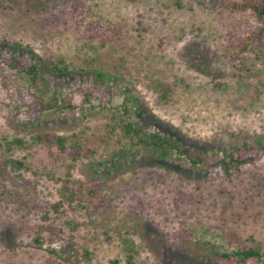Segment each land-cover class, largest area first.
<instances>
[{
	"label": "rangeland",
	"instance_id": "obj_1",
	"mask_svg": "<svg viewBox=\"0 0 264 264\" xmlns=\"http://www.w3.org/2000/svg\"><path fill=\"white\" fill-rule=\"evenodd\" d=\"M246 1L0 0V50L39 69L35 88L0 69V264H232L219 254L264 251V156L229 173L118 157L129 120L209 155L264 144V40L245 41L264 38V15ZM89 84L99 92L68 109V89ZM36 88L55 102L31 125L17 113ZM48 132L66 151L37 143Z\"/></svg>",
	"mask_w": 264,
	"mask_h": 264
},
{
	"label": "trees",
	"instance_id": "obj_2",
	"mask_svg": "<svg viewBox=\"0 0 264 264\" xmlns=\"http://www.w3.org/2000/svg\"><path fill=\"white\" fill-rule=\"evenodd\" d=\"M233 11H239V7L232 5ZM244 11L254 14L257 17L264 15V0L252 1L247 0L243 8ZM264 40L261 33H255L251 37H247L245 41L262 42ZM0 69L3 72H9L12 75L25 79L31 86H36L38 77V65L28 56L13 55L7 50H0ZM37 89V88H36ZM39 90V88L37 89ZM29 92L28 90L22 96L23 107L17 113L20 121L28 124H34L39 120L43 113L53 108L55 98L44 99V92ZM99 92L95 85H79L69 88L64 100L68 109L82 108L88 100V96ZM100 98L109 100L110 91L100 94ZM122 136L125 139V146L122 153L118 156L137 157L141 153H153L161 160L178 157L189 163L192 168L204 169L213 172L217 169L224 173L238 171L242 166L255 164L264 156V144L257 142L255 144H243L240 147L231 148L219 153L209 155L193 146L185 145L178 138L171 135H164L157 132H147L145 128L137 121H123ZM37 143L48 147H57L62 151H66V139L52 132L43 133L36 137ZM88 153L86 149L78 148L77 153ZM21 164L20 162H16ZM117 161L112 160L110 167H114ZM94 188L98 189V185ZM232 243H239L241 237L237 232H231L227 237ZM53 255L55 253L51 251ZM219 257L228 263L246 264L254 262L255 264H264V251L259 248H245L239 246L237 250L228 253L219 254Z\"/></svg>",
	"mask_w": 264,
	"mask_h": 264
}]
</instances>
